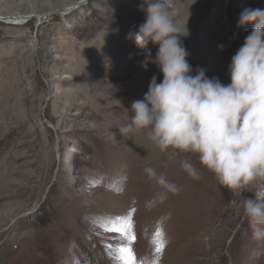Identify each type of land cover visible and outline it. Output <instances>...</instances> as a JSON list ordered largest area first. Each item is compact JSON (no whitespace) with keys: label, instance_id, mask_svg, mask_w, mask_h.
Instances as JSON below:
<instances>
[{"label":"rangeland","instance_id":"374dc122","mask_svg":"<svg viewBox=\"0 0 264 264\" xmlns=\"http://www.w3.org/2000/svg\"><path fill=\"white\" fill-rule=\"evenodd\" d=\"M70 1L0 0L5 15L32 13L0 17V264H131L127 247L135 264H264L241 203L253 193L221 187L195 154L119 132L152 77L163 79L157 47L128 38L145 21L143 0ZM172 3L181 27L188 20L193 75L230 84L254 28L240 16L264 0Z\"/></svg>","mask_w":264,"mask_h":264},{"label":"clouds","instance_id":"9594fccd","mask_svg":"<svg viewBox=\"0 0 264 264\" xmlns=\"http://www.w3.org/2000/svg\"><path fill=\"white\" fill-rule=\"evenodd\" d=\"M141 11L145 21L128 38L141 50L157 47L153 62L163 79L158 83L152 77L119 132L123 137L146 132L160 152L195 154L221 187L235 196L253 193L254 198L242 197L241 203L256 245L252 255L259 260L264 257V9H246L240 16V26L254 28L232 56L227 85L209 78L203 68L193 75L181 39L189 35L188 20L181 27L172 0H143ZM182 168L199 179L187 160ZM145 172L155 177L153 168Z\"/></svg>","mask_w":264,"mask_h":264},{"label":"bare ground","instance_id":"6f19581e","mask_svg":"<svg viewBox=\"0 0 264 264\" xmlns=\"http://www.w3.org/2000/svg\"><path fill=\"white\" fill-rule=\"evenodd\" d=\"M90 2V0H72V1H70L68 4H67V7L66 8H68V9H72V8H75V7H77V5L78 4H83L84 2ZM32 13L30 12V13H26L25 15H20V14H17L16 16H13V15H5L4 13H2V12H0V17L1 18H3V17H5V16H10V17H7V21H14V22H17V23H21L19 20H21V19H25L26 17H27V15L29 16V15H31ZM32 52L34 53L35 52V48H34V46L32 47Z\"/></svg>","mask_w":264,"mask_h":264},{"label":"snow or ice","instance_id":"6c2138e0","mask_svg":"<svg viewBox=\"0 0 264 264\" xmlns=\"http://www.w3.org/2000/svg\"><path fill=\"white\" fill-rule=\"evenodd\" d=\"M128 227H131V224L129 223L128 224ZM157 235L158 236H162V232H157ZM131 240L134 242L135 241V236L132 235L131 237ZM122 252H126L127 253V256L129 258V261H131V264H135V257H134V254L132 253V250L130 247H127V248H121L120 249ZM164 250V246H163V243H161L157 248H156V252L157 253H162Z\"/></svg>","mask_w":264,"mask_h":264}]
</instances>
